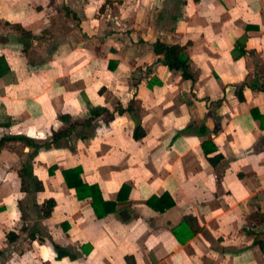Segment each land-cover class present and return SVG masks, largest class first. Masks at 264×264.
Wrapping results in <instances>:
<instances>
[{
    "label": "crops",
    "instance_id": "obj_1",
    "mask_svg": "<svg viewBox=\"0 0 264 264\" xmlns=\"http://www.w3.org/2000/svg\"><path fill=\"white\" fill-rule=\"evenodd\" d=\"M2 138L0 264H264V0H0Z\"/></svg>",
    "mask_w": 264,
    "mask_h": 264
},
{
    "label": "trees",
    "instance_id": "obj_2",
    "mask_svg": "<svg viewBox=\"0 0 264 264\" xmlns=\"http://www.w3.org/2000/svg\"><path fill=\"white\" fill-rule=\"evenodd\" d=\"M18 29L24 31L26 33V31L21 27V26H17ZM242 45V46H241ZM241 48L239 51V54H244L246 53V49L244 46V42L241 40L237 43L236 45V49L237 48ZM154 49L155 52L157 54L162 55V61L168 66L170 67L172 70H178L182 72V75L184 78L186 79H195V72H193L192 67H191V59L187 54V46L186 45H179V44H166L162 41H157L154 44ZM246 84H241L238 86L237 89V94H238V98L240 100H244V93L243 90L245 88ZM119 112H128L130 114H132V116H134V118L136 119V127L134 130V138L136 140H141L145 137L146 135V131L143 128V126L141 125V120L140 118L137 116V110L136 107L133 106L132 104H130L127 108H119ZM61 120H63L64 122H71L70 126H68L67 128L61 129L59 131H53L52 133V139L51 141L45 143V144H38L35 142H32L31 140L24 138V137H13V138H20L23 139L24 141H26V143L30 146H32L34 149H37L43 145L46 146H53V145H57L58 142L64 138L67 137L70 133V130L74 129L76 127V125L78 124V122H74L71 121V117L68 114H61L59 117ZM9 139V138H2L0 140V152L2 150V147L5 143V141ZM220 158V157H219ZM215 159H211L212 162H214ZM20 177L22 178V190L23 191H28L30 188V181H34L35 183V189L37 190H42L44 187L41 183V181H39L38 179H36V177L34 176L33 173V165L31 163H26L23 168L20 170ZM71 174L74 176L75 180H80V183H71L68 180V172L65 171L64 175L66 178V181L68 183V185L70 187H73L76 189L77 195L80 199H84L85 197H87V195L93 197V206L94 209L96 211V213L98 214V217H103L104 214H101V212H99L98 210V203H99V199H97L98 197H100L101 192L100 190L95 187V186H90L86 183H84L81 180V170L80 169H74L71 171ZM56 202L54 199H48L44 202V204L41 206L42 208V215L43 217H49L52 213V210L55 206ZM108 212H105V214H107ZM259 213H256V215H254V220H256L257 223H260L262 221H264V218H258L259 217ZM8 235H10V239L13 240L16 238L17 234L10 232ZM262 249L264 250V247H262ZM63 252V250H58V257H62L61 253ZM127 260L129 261V257H127Z\"/></svg>",
    "mask_w": 264,
    "mask_h": 264
}]
</instances>
